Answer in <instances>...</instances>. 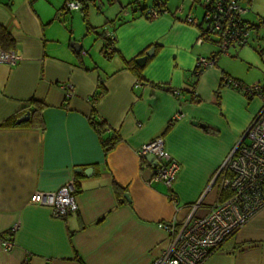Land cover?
<instances>
[{
    "label": "crops",
    "instance_id": "crops-1",
    "mask_svg": "<svg viewBox=\"0 0 264 264\" xmlns=\"http://www.w3.org/2000/svg\"><path fill=\"white\" fill-rule=\"evenodd\" d=\"M87 1L67 11L65 0H0V25L19 57L0 60V239L18 224L12 247L0 244V264H149L167 245L159 221L181 222L193 205L201 217L217 200L221 175L213 177L261 105L222 77L264 85V16L249 21L240 3L246 21H261L253 75L237 68L249 58L239 48L196 73L198 56L217 54V39L198 43V26L164 0ZM157 1L167 11L146 17L142 8ZM65 82L74 86L70 98ZM111 136L105 150L102 138ZM157 136L181 165L170 188L151 181L153 163L137 154ZM70 178L77 208L65 219L31 200ZM203 264H264V208Z\"/></svg>",
    "mask_w": 264,
    "mask_h": 264
},
{
    "label": "built area",
    "instance_id": "built-area-1",
    "mask_svg": "<svg viewBox=\"0 0 264 264\" xmlns=\"http://www.w3.org/2000/svg\"><path fill=\"white\" fill-rule=\"evenodd\" d=\"M85 3L86 0H65L63 9L80 10ZM166 11L157 1L156 5L145 8L143 13L148 18H156ZM246 11L239 0H203L200 22L190 15L186 16L185 22L200 29L197 42L206 41L213 35L219 48L213 56H200L196 59L197 72L214 66L220 53H227L230 48L242 47L252 36H257L258 28L243 18ZM105 36L106 48H113V34L108 31ZM18 58L13 51L0 50V60L4 63H15ZM222 83L249 97H258L261 100L260 108L213 177L214 182L221 175L217 200L201 217L193 216L196 207L193 205L181 222L174 218L159 221L156 226L167 234V245L149 264H203L252 215L264 208V85H247L228 75H223ZM62 88L66 98L73 96L72 83L65 82ZM137 154L139 157L153 155L157 161L151 181L162 182L169 188L172 186L181 165L166 150L163 137L157 136L141 144L137 148ZM223 191H228L225 197H222ZM76 195L75 180L70 178L56 190L35 191L31 200L50 209L54 218L65 219L77 208ZM171 199L174 200L173 195ZM17 228L18 224H14L6 231L5 237L0 239L4 249L12 247L11 235Z\"/></svg>",
    "mask_w": 264,
    "mask_h": 264
},
{
    "label": "rangeland",
    "instance_id": "rangeland-1",
    "mask_svg": "<svg viewBox=\"0 0 264 264\" xmlns=\"http://www.w3.org/2000/svg\"><path fill=\"white\" fill-rule=\"evenodd\" d=\"M152 0H139L140 5L142 4H148L149 2L151 3ZM166 4H169L170 7L173 6L172 8V14L176 16H186L190 15L191 17L194 18V16L201 21V14L203 10V0H164ZM88 1L86 0V3ZM243 6H246L249 9V12L245 15L246 18H248L249 21L252 20L254 22L256 16L257 17H262L264 16V0H240L239 1ZM102 3H104V6H109L106 3V0H102ZM98 4V3H96ZM127 7V5H126ZM130 7V6H128ZM129 10V8H128ZM187 14V15H186ZM187 23V22H186ZM106 26V25H105ZM199 29V27H198ZM264 31V29H262ZM261 31V32H262ZM200 33V29H199ZM199 36V34H198ZM212 38H215L213 35H211ZM253 38H250L248 43L243 45L242 47H236L239 49H245L247 51V57L248 59H244L243 61H236L235 64L237 68L240 70L242 69L245 73H248L250 75H253L257 69H259V65H257V62L260 61L259 56L252 50L253 47L257 44L256 42H252ZM199 43V42H198ZM218 47V46H217ZM234 49V48H231ZM219 50V48H218ZM229 51L227 53H220L218 55V58L221 55H228ZM200 57V56H198ZM197 57V58H198ZM204 57V56H203ZM217 58V59H218ZM251 85V84H247ZM258 98V97H256Z\"/></svg>",
    "mask_w": 264,
    "mask_h": 264
},
{
    "label": "trees",
    "instance_id": "trees-1",
    "mask_svg": "<svg viewBox=\"0 0 264 264\" xmlns=\"http://www.w3.org/2000/svg\"><path fill=\"white\" fill-rule=\"evenodd\" d=\"M135 3H133L132 5H135ZM144 9L145 8H142L143 11H144ZM246 22H248L249 24H251V25H253L254 27H257V28L259 27V24L261 23V21H260L259 24L250 23L249 21H246ZM261 24H264V23H261ZM206 40H208V39H206ZM13 47H14V41H13L11 35L9 34V32L2 25H0V50L1 51H13ZM258 51L259 52L264 51V46L260 47L258 49ZM195 71H197V70H195ZM200 72H196V73H200ZM40 108H41V106H39L37 109H40ZM39 121L40 122L37 125H41V119ZM7 122L8 121H5L3 124L6 125ZM93 124H94V126L96 128H98L99 132L101 133L100 123H97V122L93 121ZM115 141H116V137H114V136H111V137H108V138H104L103 137L102 138V144H103L105 150H108L114 144ZM222 193H223L222 197H225L228 194V191H223Z\"/></svg>",
    "mask_w": 264,
    "mask_h": 264
},
{
    "label": "water",
    "instance_id": "water-1",
    "mask_svg": "<svg viewBox=\"0 0 264 264\" xmlns=\"http://www.w3.org/2000/svg\"><path fill=\"white\" fill-rule=\"evenodd\" d=\"M150 55H152V47H151L149 50L146 51V53H145L144 56L138 57V58H136L135 60H136V62H137L138 65L142 66V65L144 64L146 58H147L148 56H150ZM29 115H30V112L27 111L24 115H22L21 117H19V118L16 120V123H21V122H23V121L28 120V119H29ZM192 123H193V124H199V125H201L200 123H198V122L195 121V120H193ZM145 158L148 159L149 161H151V162L153 163V165H155V164L157 163V161L155 160V158H154L153 155H147ZM78 171H79V168L75 169V172H78ZM86 173H87V172H86ZM127 197H128V196L125 194V195H124V198L127 199Z\"/></svg>",
    "mask_w": 264,
    "mask_h": 264
}]
</instances>
